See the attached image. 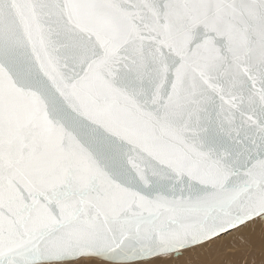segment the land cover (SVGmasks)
<instances>
[{
	"label": "water",
	"instance_id": "water-1",
	"mask_svg": "<svg viewBox=\"0 0 264 264\" xmlns=\"http://www.w3.org/2000/svg\"><path fill=\"white\" fill-rule=\"evenodd\" d=\"M264 217V0H0V264L144 261Z\"/></svg>",
	"mask_w": 264,
	"mask_h": 264
},
{
	"label": "bare ground",
	"instance_id": "bare-ground-1",
	"mask_svg": "<svg viewBox=\"0 0 264 264\" xmlns=\"http://www.w3.org/2000/svg\"><path fill=\"white\" fill-rule=\"evenodd\" d=\"M254 219L260 220V226L250 233H230L231 230H229L224 232L225 234L222 233L223 235L220 234L219 237L215 236L212 241L206 242L209 243L207 246H203L205 243L200 242L192 248L183 250L177 258L173 259L171 254H165L144 262L136 261L135 264H264V217L258 216L250 221ZM90 259L92 258H84L83 260L86 261L77 264H93V260ZM69 262L67 263L70 264Z\"/></svg>",
	"mask_w": 264,
	"mask_h": 264
},
{
	"label": "rangeland",
	"instance_id": "rangeland-1",
	"mask_svg": "<svg viewBox=\"0 0 264 264\" xmlns=\"http://www.w3.org/2000/svg\"><path fill=\"white\" fill-rule=\"evenodd\" d=\"M260 220H251L250 221V223L248 222H246L245 224H241V225H239V226H237V227H235V228H232L233 229V231L231 230V232L230 233H232V232H236V233H240V232H248V233H250V231H253L254 229H256V228H258V226H260ZM229 233V234H230ZM225 234V233H224ZM221 235H223V234H221ZM220 235H218V236H216V237H219ZM215 238V237H214ZM213 238V239H214ZM213 239H210V240H207V241H204V242H201V243H205V245H203V246H207L209 243H206V242H210V241H212ZM195 246V245H194ZM194 246H191V247H188V248H184V249H181L180 251H179V254H173V253H169V254H171V257L174 259V258H177V257H179V255H181V252L183 251V250H185V249H189V248H192V247H194ZM166 256H168V255H166ZM165 256V257H166ZM162 257H164V256H162ZM92 259H90V260H93V264H102V263H105V264H112V262H105V261H101V260H99V259H97V258H93V257H91ZM153 258H155V257H153ZM84 259V258H83ZM83 259H80V260H72V261H70L69 263L70 264H77V263H80L81 261H86V260H83ZM149 259H152V258H149ZM149 259H146V260H144V261H147V260H149ZM89 260V261H90ZM88 261V260H87ZM144 261H139V262H144ZM136 263V261L135 262H126L125 264H135ZM55 264H68L67 262H58V263H55ZM113 264H124V263H113Z\"/></svg>",
	"mask_w": 264,
	"mask_h": 264
}]
</instances>
